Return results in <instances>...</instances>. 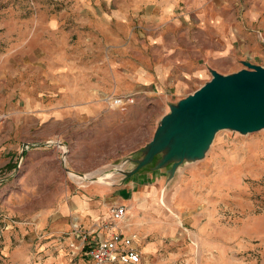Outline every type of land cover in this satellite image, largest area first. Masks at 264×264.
I'll list each match as a JSON object with an SVG mask.
<instances>
[{
	"label": "rangeland",
	"instance_id": "obj_1",
	"mask_svg": "<svg viewBox=\"0 0 264 264\" xmlns=\"http://www.w3.org/2000/svg\"><path fill=\"white\" fill-rule=\"evenodd\" d=\"M82 1L0 0V264L82 263L72 224L91 231L96 224L108 227L113 222L100 218L88 228L74 219L73 198L86 187L103 184L81 176L112 171L105 178L108 185L122 182V171L131 170L135 166L131 159L142 156L160 116L201 84L185 86L181 93L168 86L164 102L157 103L145 93L104 95L105 111L114 107L113 99L133 98L122 111L130 120L114 139L109 131L100 130L99 115L44 113L49 98L42 93L43 72L58 53L75 59L89 42L96 46L89 54L109 53L119 66L132 68L144 62L153 38L169 40L188 27L197 37L201 34L199 38L214 35L212 26L192 20L211 14L237 26L240 37L228 57L210 64L223 74L242 69V61L264 66V0L150 2L148 12L144 7L131 12L124 25L113 20L105 35L91 31L92 18L86 17L92 15L84 9L99 3ZM160 5L168 7L169 14L163 15L157 34ZM173 20L182 24L174 26ZM101 43L106 52L99 50ZM149 128H155L152 134ZM153 165L144 170L150 173ZM170 166L156 170L164 175V194L157 190L154 199L160 208L163 196L166 217L172 216L179 229L174 228L155 256L140 264H264V129L246 134L219 130L202 159L181 164L168 178ZM62 222L69 229L52 233ZM104 230L99 231L105 234Z\"/></svg>",
	"mask_w": 264,
	"mask_h": 264
},
{
	"label": "crops",
	"instance_id": "obj_2",
	"mask_svg": "<svg viewBox=\"0 0 264 264\" xmlns=\"http://www.w3.org/2000/svg\"><path fill=\"white\" fill-rule=\"evenodd\" d=\"M82 2L85 3L86 0ZM87 2L99 3L94 7L84 6V9H90L86 14L90 13L92 17L88 15L86 18H92L87 20L90 23L89 28L95 35L110 33V24L113 20L124 25L131 12L143 7L148 12L150 2L161 3L160 0H88ZM157 10L159 14L157 22L161 24L157 25L156 33L160 34L159 26L164 24L163 15L169 14V10L162 5L158 6ZM192 20L204 21L203 25L206 23L212 26L216 33L199 38L202 35L197 37L188 27L186 31L179 32L169 40L163 37L158 40L153 38V42L148 45L150 52L143 56L144 62L132 68L119 66L115 55L103 53L107 50L103 43L99 48L103 54L98 57L88 53L96 47L89 42L83 44L82 51L81 49L78 51L80 54L75 59L58 53L48 62L43 72L45 86L42 93H46V98H49V102L43 107L44 113L50 116L70 113L84 116L99 115L102 117L100 130L109 131L115 139L116 131L120 127L121 129L125 127L130 120L127 116H122V111L126 110L133 98H125L118 107L107 108L105 111L106 106L102 100L104 95L145 93L157 103L164 102V94L168 86H172L178 93H181L185 86L201 82L198 86L200 87L211 78L208 68L220 72L209 62L230 55L232 43L240 37V30L237 26L230 27L222 18L213 17L211 14L199 18L192 16ZM172 24L175 26L182 23L173 20ZM237 70L239 69L232 72ZM39 104L41 105L42 102ZM154 129L149 128L151 134ZM145 167L120 183L86 187L71 201L77 209V216L74 219L82 220L88 228H92L100 218L112 221L111 205H124L127 209L126 218L129 220L125 221L126 226L123 222H115L112 228H108L106 234L111 233L115 228H122L126 234H135L137 236L135 243L138 248L141 247V260L138 264L145 258L155 256L164 238L179 229V224L172 216L166 217L164 206L160 203L162 206L157 207L154 199L155 191L162 189L164 194V187L161 184V177L164 175L152 168L148 173L144 170ZM177 211L180 212L179 209ZM173 212L172 214L177 216ZM174 228H176L175 232ZM68 229L69 225L66 222L57 223L53 226L52 233H61ZM68 238L71 241L70 237ZM160 257L162 255L155 258Z\"/></svg>",
	"mask_w": 264,
	"mask_h": 264
},
{
	"label": "water",
	"instance_id": "obj_3",
	"mask_svg": "<svg viewBox=\"0 0 264 264\" xmlns=\"http://www.w3.org/2000/svg\"><path fill=\"white\" fill-rule=\"evenodd\" d=\"M243 68L222 74L208 68L211 78L191 94L169 105L135 166L122 171L123 179L154 163L170 178L185 162L202 159L217 131L241 134L264 129V66L242 61Z\"/></svg>",
	"mask_w": 264,
	"mask_h": 264
},
{
	"label": "built area",
	"instance_id": "obj_4",
	"mask_svg": "<svg viewBox=\"0 0 264 264\" xmlns=\"http://www.w3.org/2000/svg\"><path fill=\"white\" fill-rule=\"evenodd\" d=\"M122 99L111 101V105L118 107ZM126 207L114 205L110 208L112 222L96 224L95 229L83 230L78 222L72 224V234L79 240L76 249L81 252L83 262L80 264H138L141 260V252L136 245L137 236L126 234L122 228H115L106 234L108 228H112L115 222H122L126 218ZM95 225V224H94ZM105 229V234L99 230ZM93 235V236H92Z\"/></svg>",
	"mask_w": 264,
	"mask_h": 264
},
{
	"label": "bare ground",
	"instance_id": "obj_5",
	"mask_svg": "<svg viewBox=\"0 0 264 264\" xmlns=\"http://www.w3.org/2000/svg\"><path fill=\"white\" fill-rule=\"evenodd\" d=\"M116 170V169H115ZM68 173H69V175H74V176H76V174H74L73 172H71L70 170H68ZM97 175L96 176H94V173H87V174H85V175H80L81 177H78V176H76V177H73L76 181H78V180H80V178H81V180L83 179L84 181L86 180V181H89V182H100V183H103V184H105V183H107L106 181H105V178H110L113 174H114V172H110V171H107V172H98V173H96ZM163 191V190H162ZM159 201H160V203L163 205V206H165V204H164V198H163V196H161V197H159ZM125 221H126V218L122 221L123 223H124V225H125ZM126 226V225H125Z\"/></svg>",
	"mask_w": 264,
	"mask_h": 264
}]
</instances>
